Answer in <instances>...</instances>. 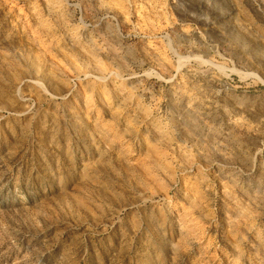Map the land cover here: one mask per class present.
I'll return each mask as SVG.
<instances>
[{
	"label": "rangeland",
	"instance_id": "obj_1",
	"mask_svg": "<svg viewBox=\"0 0 264 264\" xmlns=\"http://www.w3.org/2000/svg\"><path fill=\"white\" fill-rule=\"evenodd\" d=\"M0 264H264V0H0Z\"/></svg>",
	"mask_w": 264,
	"mask_h": 264
},
{
	"label": "bare ground",
	"instance_id": "obj_2",
	"mask_svg": "<svg viewBox=\"0 0 264 264\" xmlns=\"http://www.w3.org/2000/svg\"><path fill=\"white\" fill-rule=\"evenodd\" d=\"M182 66H184V65H182ZM197 73H198V72H197ZM220 78H221V77H220ZM208 85H209V84H208ZM213 100H214V99H213ZM204 111H205V110H204ZM224 162H225V161H224ZM224 162H223V163H224ZM226 165H227V164H226Z\"/></svg>",
	"mask_w": 264,
	"mask_h": 264
}]
</instances>
